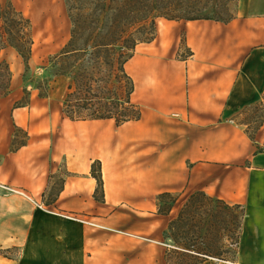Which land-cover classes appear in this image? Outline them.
I'll return each mask as SVG.
<instances>
[{
    "label": "crops",
    "instance_id": "0c3cea01",
    "mask_svg": "<svg viewBox=\"0 0 264 264\" xmlns=\"http://www.w3.org/2000/svg\"><path fill=\"white\" fill-rule=\"evenodd\" d=\"M49 1L60 31L34 38L36 71L72 35L65 0ZM2 55L12 86L0 99V264H166L164 232L197 191L246 208L237 264H264V121L253 139L243 120L264 102V0H239L229 21L157 17L155 38L124 64L140 116L122 122L72 119V76L43 92L24 85L17 50ZM164 192L178 196L169 214Z\"/></svg>",
    "mask_w": 264,
    "mask_h": 264
},
{
    "label": "rangeland",
    "instance_id": "374dc122",
    "mask_svg": "<svg viewBox=\"0 0 264 264\" xmlns=\"http://www.w3.org/2000/svg\"><path fill=\"white\" fill-rule=\"evenodd\" d=\"M65 2L75 36L71 45L67 46L64 51L71 52L65 53L63 51L65 46L46 59V69L36 71L37 69H31L29 64L33 52L32 48L29 52L31 45L33 47L31 42L35 38L32 20L17 10L13 0H0V99L9 93L12 86L10 63L3 57L2 51L4 48L13 47L21 57L23 55L19 48L22 53L30 56L28 60L23 57L26 63L25 86L36 85L45 92L56 75L68 74L72 76L71 94L65 102V108L72 111L75 116L90 117L114 114L122 120L127 116L137 114V107L129 102L128 95L132 88V81L126 75L123 65L126 58L132 53L131 45L135 40L150 38L151 30L148 28L139 32L137 30L139 25H136L129 29L123 38L116 43H111L108 36L100 37L98 33L99 29H108L112 25L113 9L111 7L105 14L91 0H65ZM227 3L226 0L204 1L203 3L188 2L183 5H167L163 11L174 17L229 19L238 14L239 0ZM157 14H159L158 11L154 13V15ZM131 33H134L133 37H129ZM76 110H81V112H75ZM244 115L243 120L250 121L249 129L254 131L258 124L264 120V102L245 110ZM201 203L196 202L194 207H199ZM214 208L224 211V207L220 204L215 203ZM244 209L247 214L245 207ZM232 213L240 217L241 208L234 207ZM168 242L167 247L171 241ZM238 261L211 259L204 264H232Z\"/></svg>",
    "mask_w": 264,
    "mask_h": 264
},
{
    "label": "trees",
    "instance_id": "16d2710c",
    "mask_svg": "<svg viewBox=\"0 0 264 264\" xmlns=\"http://www.w3.org/2000/svg\"><path fill=\"white\" fill-rule=\"evenodd\" d=\"M92 3L99 7L101 11L107 14V10L111 7L112 12V25L108 29H99V36L110 38L111 43H116L119 39L123 38L124 35L136 25H139L137 30L143 32L149 28L152 36L148 39L135 40L134 44L131 45L132 53L126 58L127 59L133 54V50L136 44L140 41H150L156 36V18L163 16L170 19H198V18H212L216 20L229 21V19H221L214 17H174L163 11L167 5H183L188 2L203 3L204 1L212 0H91ZM221 0H217L220 2ZM224 1V0H222ZM229 4L233 0H226ZM110 2V3H109ZM228 6V5H227ZM158 11L159 14L154 15ZM75 34L72 29V35L66 47L71 45V42ZM134 33H131L129 37H133ZM33 44V41L31 42ZM101 44V43H99ZM32 45L30 47L31 52ZM129 48V46H128ZM19 51L23 57L28 60L30 56ZM70 53L71 51H64ZM124 66V65H123ZM125 70V67H124ZM126 73V71H125ZM126 75L132 81V88L129 91V102L137 107L130 100V94L134 89V83L131 77ZM43 91V90H42ZM71 93H69L70 95ZM6 95V94H5ZM68 95V97H69ZM67 97V99H68ZM66 99V100H67ZM66 102V101H65ZM263 104V103H261ZM260 104V105H261ZM254 107V106H253ZM252 108V107H250ZM249 108V109H250ZM138 112L133 116H127L120 120L114 114L108 115H96L90 117H78L73 114L72 111L65 108V112L72 119H85V118H103V117H115L118 122L125 120L138 118L140 116V110L137 107ZM75 112H81L76 110ZM264 121V120H263ZM251 131L249 125L247 131L249 135L254 139V134L260 125ZM98 166V167H97ZM92 174L97 178L98 185L96 188V196L104 198V183L101 169V162H94L92 166ZM55 189L50 192V198L48 202L55 200ZM178 196L170 192H164L159 195V212L163 214H169L177 201ZM169 200V201H167ZM202 202L199 207H194L196 202ZM220 204L224 207V211L219 208H214V204ZM234 207L241 208V215L237 217L233 215L232 209ZM246 217V211L244 206L240 204H230L224 199L216 196L209 195L204 191H197L193 193L183 208L179 211L178 215L171 220L168 228L164 232V239L166 244L171 241L167 247L165 253L166 264H204L211 259L218 261H238L240 244L243 235V224ZM168 245V244H167Z\"/></svg>",
    "mask_w": 264,
    "mask_h": 264
},
{
    "label": "bare ground",
    "instance_id": "6f19581e",
    "mask_svg": "<svg viewBox=\"0 0 264 264\" xmlns=\"http://www.w3.org/2000/svg\"><path fill=\"white\" fill-rule=\"evenodd\" d=\"M29 2L20 0V5L26 10V14H30L33 16L34 22L36 23L35 38L38 42L40 37H43V34L49 36V38L55 33L60 31V22L58 20V11L56 6L52 4L49 0L47 2H43L42 4L30 5ZM35 3H39L38 1ZM39 55V48L36 45L34 50V56ZM237 264V263H232Z\"/></svg>",
    "mask_w": 264,
    "mask_h": 264
}]
</instances>
